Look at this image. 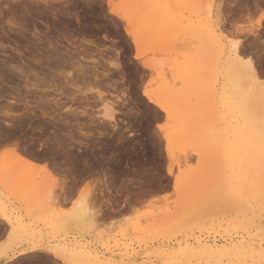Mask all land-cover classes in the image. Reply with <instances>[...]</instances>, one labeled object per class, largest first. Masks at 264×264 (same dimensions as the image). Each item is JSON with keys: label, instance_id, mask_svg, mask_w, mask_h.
Listing matches in <instances>:
<instances>
[{"label": "rangeland", "instance_id": "obj_1", "mask_svg": "<svg viewBox=\"0 0 264 264\" xmlns=\"http://www.w3.org/2000/svg\"><path fill=\"white\" fill-rule=\"evenodd\" d=\"M149 1L154 9H148ZM208 1L53 0L62 5L59 15L34 9L21 30L13 21L27 7L21 0H0V139L18 144L53 172L51 176L40 168L15 164L0 147V165L16 166V172H0V209L13 220L10 225L0 218V244L9 241L16 226L23 245L32 232L44 245L85 244L103 259L127 261L129 253L140 260L156 259L158 248L186 238L203 236L220 244L236 239L244 231L234 225L245 210L264 214V204L252 192L242 194L243 204L234 203L240 176L264 173L239 155L244 136L264 140L255 121L261 108L253 103L254 97H245L254 93V79L249 76L240 91L223 65L232 58V42H238L243 56L261 41L264 0ZM157 5L182 16L184 23L192 15V20L202 17L203 22L214 16L220 24L218 32L227 49L215 52L217 60L210 62L215 71L211 86L197 82L196 89L181 80L180 63L199 50L204 54V37L184 31L190 20L183 30L170 27L173 23L167 24V19L160 22L158 10L151 15ZM203 6H211L210 14H204L209 9ZM244 25V33L239 32ZM202 55L197 62L208 64L206 57L199 59ZM254 68L264 79V72ZM53 75L73 88L68 93L48 92L42 83ZM165 80L171 87L163 94L159 86ZM146 87L158 103L144 94ZM211 88L213 97L208 99ZM181 94L194 105L183 109ZM49 107L68 109L75 117L63 148L54 138L63 135L65 125L54 121ZM229 143L232 152L226 147ZM38 192L49 198V209L40 208ZM57 195L65 203L52 201ZM79 197L87 202V216L75 224L64 214L57 222L61 210H71ZM218 199L231 203L219 206ZM162 259L163 264H178Z\"/></svg>", "mask_w": 264, "mask_h": 264}, {"label": "bare ground", "instance_id": "obj_2", "mask_svg": "<svg viewBox=\"0 0 264 264\" xmlns=\"http://www.w3.org/2000/svg\"><path fill=\"white\" fill-rule=\"evenodd\" d=\"M143 1L147 2V0H142V2ZM210 1H208L207 3H209ZM149 2H147V3H149ZM204 2H206V1H204ZM150 4H151V2H150ZM150 4H149L148 9L149 8L152 9L153 7H156L154 5V3H153L154 6L152 4H151L152 5L151 6ZM146 5H148V4H146ZM210 5H211V3H210ZM208 7H206V8L209 9L211 6L209 8ZM144 8H145V6L143 7V9ZM146 8L143 10L144 12L146 11ZM204 9H205V7H204ZM207 9H205V11ZM141 10H142V8H141ZM157 10L159 11L160 14H157L158 13ZM156 11H157V13H156L157 15L154 13ZM202 11L200 10L199 12L201 13ZM210 12H211V10L209 9L208 11H206V13L204 12V14H207V13L210 14ZM200 13L197 12L196 14L201 15ZM154 14L156 16L160 15L159 17H157V19H159L160 22L163 20L166 23V19H167V24L169 22L173 23V24L170 23L171 24L170 27L175 26V25H176L175 27L179 26V27L175 28L176 30H179V28L182 29V27H185L186 24L188 23L187 27L184 28V31L186 29V30L192 32V34L197 33V34H199L200 37L203 35V37H204L203 39H205V40H203L202 37H201V39H202V41H205L204 45L206 44V48H203L204 54H206V56H204V54L202 55L203 51H200V50L197 51V53L195 52V54H193L195 57L192 55H187L185 61L180 63L178 71L180 72L181 80L184 83L190 84L191 85L190 87L196 88L199 84H200V86L203 85V87H204V84L206 82H207L206 84L210 85L211 84L210 82H212V80L214 79V76H215L213 74V73H215V71L210 66V62H211V60L213 62L215 61V59L217 60V58H216L217 56L215 57V52L220 51V50L222 52V51H225V49H227V48H225L226 45L220 36L221 34L218 32L219 30H221V27H219L220 24H218V22H216V19L215 20L213 19L214 16H212V18H209V19L207 18V20L203 22L202 17H201V21H200V19H197L196 17L195 18L197 20H194V19L192 20L191 18H193V17L191 15V18L188 19L190 21H188V20H187L188 22L185 21V23L187 22L185 24L182 16L175 15L169 8L161 6V5H157V9H155L151 15H154ZM147 15H149V11H148ZM161 18H162V20H161ZM204 20H205V18H204ZM158 24H159V22H158ZM172 28H174V27H172ZM237 29L239 32L244 33V30H246V26L245 25L239 26ZM130 32H131V30L129 29L128 33H130ZM198 40L200 41V39H198ZM232 43H233L232 44L233 45V54L232 55L230 54L232 56V58H230V61L228 60L229 61V62H227L228 64H226V63L223 64L224 68L226 69V75L228 76V79L231 81V83L234 85L235 88L241 89L240 91H244V81H246V79H248L249 76H251L254 79V83H255V86L253 85V87H255L254 93L251 94V92H250L245 97L249 98V99L254 97L256 102L252 100L253 103L259 104L258 107H259V109L261 108V112H259V113H262V115L255 117V121L258 124L259 129L264 131V79H262V77L261 78L259 77V75H258L259 73H257V70L254 68V66H249L248 64H245L243 62L244 57L242 56V54L239 51L238 42H232ZM134 44L138 49L139 43H138V40L136 39L135 36H134ZM205 52H207V53H205ZM200 54L202 56H200L199 59L206 57V59L208 60V64H206L204 62L206 60H203L204 65L203 64L201 65V63L197 62V59H198L197 56H199ZM200 62H202V61H200ZM223 65H222V67H223ZM220 71H221V69H220ZM205 73H207L206 74L207 78H208L207 81H206ZM203 76H205L204 77L205 80H204ZM199 79H201L203 81H201ZM167 82L168 81H166V80L163 81V83L160 82L159 90L161 89L162 92L163 91L168 92V89H164L166 87H169V89H170V87H171V86H169L170 83H167ZM170 82H173V81H170ZM197 82L198 83L200 82V83L197 84ZM164 83H167L168 86L166 84V86L163 87L162 85H164ZM176 84H178V83H176ZM246 87H247V85H246ZM185 90H187V89H185ZM171 91H172V89H171ZM143 92L145 95H147L150 98V100L158 103V101H156L155 97L152 95L151 91L147 87H146V89L143 90ZM164 92H163V94H165ZM183 92L186 94L187 91H183ZM208 93H209L208 99H211L213 97L211 95L212 88L210 90H208ZM244 93L246 94V92H244ZM170 94H171V92H170ZM172 94H174V93H172ZM197 95H199V94H197ZM181 96H182V94L180 95L179 100H180L181 104L183 103L182 101H184L183 105H181L182 107L184 106L183 109L189 108L188 106H190L191 104H192V106L194 105L192 102L190 104H188L191 101L190 100L191 98L188 99V97H190L188 92H187L188 97H186L187 100H185V98H183V96L181 99ZM176 97L174 96V99H173L174 102L179 101L178 99H176ZM202 98L203 97L199 98L200 100H198V101H201ZM185 102H187L188 105ZM170 103H172V101ZM160 105L165 111L171 112L168 106H164L162 104H160ZM193 109H194V107H193ZM195 130H196V128H195ZM7 135H9V134H7ZM186 137H187V135H186ZM189 137H190V134H189ZM6 140H8V139H6V138L0 139V147H2V145H4V144L7 145L4 148L7 151L6 153H8L9 155H11L13 157L12 158L9 156L11 158L12 162H14V163L16 162L17 164L18 163L23 164V165L29 166L31 168H40L46 174L51 175V176L53 175V172L50 171L49 170L50 168L48 167L50 165L47 166L46 165L47 163H45L44 165L43 164L40 165L37 160L34 161L35 159L31 158V155L28 156L29 154H27L26 152H25L26 154L24 152H22V150L20 149L21 147L18 146V144L14 143V142L11 143L10 141H6ZM230 143L228 144V146L226 145V147H228L230 152H232L233 151L232 148L229 147L231 145ZM242 145H243V148H242L241 152L239 153V155L242 156L245 160L250 161L252 164H254L253 167L256 168L257 170L260 167L263 169L264 168V140H257V139L254 140V139H251L250 136H244V139L242 141ZM238 150L236 149V151H238ZM231 155H232V153H231ZM221 159L222 158H220L219 161H221ZM14 163L11 164L12 166L9 164H7L8 166L6 164L0 165V169H2V171H0V172H2V174L9 172V168H10V171L16 172V166L14 165ZM3 166H5V167H3ZM6 166H7V168H6ZM207 168H208V166H207ZM169 171L172 172L171 169H169ZM262 176L264 178L263 171L261 172V174H259V171H257V173H246V174H243L242 176H240L239 183L236 186V188L234 189V191H235L234 194H235V196L237 195V197L234 198V203H240L241 204L242 203V196H243L242 194H244L245 191H249V192H252L254 197H259L260 201H262V203L264 204V179L262 178ZM193 185L195 186V184H193ZM190 186H192V184ZM194 186H192V188ZM209 187H211V186H209ZM190 188H189V190H190ZM198 194H199V192H198ZM228 198L229 197H227V199ZM35 199L37 201H39L38 203H39L41 209L42 208L43 209H45V208L49 209L50 208V200H47L49 198H47V199L45 198L43 192H40L39 194H37L35 196ZM227 199H226V201H227ZM52 201H54L58 204V203H62V202L65 203L66 199L65 198L60 199V197H58V195H57ZM214 201H216V200H214ZM226 201H223V203ZM220 203H219V199H218L219 206L221 204H223V203H221V204ZM227 203H231V202L227 201ZM69 208L71 210H69V209L65 210L64 209L63 213L61 210V214L57 210V212L60 214V215L57 214L58 215L56 217L57 222H59V221L62 222L63 216H64V214H66L65 215V217H67L66 219H68V220L70 219L71 220V221L69 220L70 222H75V224H76V223L80 222L81 218H83L84 216H87V214H88L87 202L82 197H79L76 200V202L72 203V205L69 206ZM240 210H242V209H240ZM59 211H60V209H59ZM66 211H68V212H66ZM181 211H182V209H181ZM245 211H246V213L243 212V214L241 212V214H242V216H241L242 218H240L241 220L234 225V226H238V227L241 226L243 231H244L243 234L236 239L235 238L234 239L228 238L226 242H224L223 244H220L221 242L219 243L217 241V239H209V238L203 237V236L202 237L196 236L193 239L186 238V239H183L181 241L176 242V244H174L173 246H170L169 248H167L165 246L162 248H158V250L155 251V253H154V256L157 257L156 259L149 258V259L140 260L141 257H138L136 255V253H129L127 261H125L124 259H123V261H121V260L118 261V260L112 259V258H110V259L104 258L103 259V258H101V256L94 254L93 250H91L89 247H87V245L77 244L76 242L44 245L41 242H39V240L36 238L37 236L35 235V233H32V232H28L26 234V236H27L26 238L28 239V241H27L28 243L26 245H23V244H20L21 243L20 241L22 240V238H21L22 233H19V230L14 225L15 227H13V229L10 230L11 236H10L9 241L6 242L5 244H2V243L0 244V261L9 262L11 260H16L17 258H19L22 255H25V254L30 253V252H35L38 250H52V251H59L62 254L63 261L65 264H81V263H84V264H163L164 262L159 260V258L160 259L166 258L169 260L171 259V261L169 263H177L178 262V264L179 263L180 264H264V214L262 215L261 213H258L259 210L256 212V211H254V209L250 213H247L248 212L247 210H245ZM249 211H250V209H249ZM236 214H238V213H236ZM0 218L2 220H4L6 223L13 225V220H12L11 215L6 213L5 211H3L1 209H0ZM66 219H64V220H66ZM81 221H83V220H81ZM64 222H68V221H64ZM226 231H228V230H226ZM18 235H20V236H18ZM167 261L168 260H166V263H167Z\"/></svg>", "mask_w": 264, "mask_h": 264}, {"label": "snow or ice", "instance_id": "obj_3", "mask_svg": "<svg viewBox=\"0 0 264 264\" xmlns=\"http://www.w3.org/2000/svg\"><path fill=\"white\" fill-rule=\"evenodd\" d=\"M21 2L27 7L28 11L14 19V26L18 29H25L28 26L27 16L34 9H40L47 12L49 15H59L62 5H58L53 0H21ZM262 37L259 43L252 46L251 49L243 51L244 63L249 66L258 67L264 72V15L261 16V32ZM70 76L71 73H68ZM42 87L48 92L58 91L60 93H68L73 84L63 80L60 76L53 75L43 81ZM77 95H81L77 90ZM41 103L40 101L37 102ZM44 106V105H42ZM49 111L54 121L65 125L63 129V135H58L54 138V144L59 145L61 148L65 145V140L68 139L69 127L75 117H73L68 109L49 107ZM3 264V261H0ZM9 264H64L62 254L59 251L52 250H38L27 254V258H22L20 261L11 260Z\"/></svg>", "mask_w": 264, "mask_h": 264}, {"label": "crops", "instance_id": "obj_4", "mask_svg": "<svg viewBox=\"0 0 264 264\" xmlns=\"http://www.w3.org/2000/svg\"><path fill=\"white\" fill-rule=\"evenodd\" d=\"M6 146H7V145L4 144V145H2L1 148H2V149H5L4 147H6ZM38 163H39L40 165H42V164L44 165V164H45V161H44V162H43V161H41V162L38 161ZM26 256H27V255H23V256L19 257L18 259H16V260H17V261H20L22 258H25ZM3 264H9V262H3Z\"/></svg>", "mask_w": 264, "mask_h": 264}]
</instances>
